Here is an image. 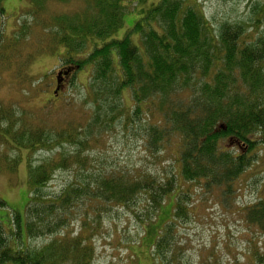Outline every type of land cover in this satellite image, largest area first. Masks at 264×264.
<instances>
[{"label": "trees", "instance_id": "obj_1", "mask_svg": "<svg viewBox=\"0 0 264 264\" xmlns=\"http://www.w3.org/2000/svg\"><path fill=\"white\" fill-rule=\"evenodd\" d=\"M48 1L53 0H31L36 21L27 23L28 31L22 28L21 36L25 40L34 26L39 27L64 48L67 56L60 61L66 68L94 66L93 118L85 127L30 128L15 137L13 125L3 128L5 132L0 128V136L9 143L11 135L18 143L23 138L34 150L56 151L30 167L32 194L29 199L28 193L26 212L0 200V206L11 209L7 217L0 216V264H92L97 223L88 217L76 235L63 229L77 205L87 204L98 220L110 204L127 206L143 196L150 227L177 192L174 214L164 221L153 249L161 264H184L178 257L183 240L177 234L179 222L191 215V192L177 191L180 179L223 187L231 195L236 181L256 161V148L264 144V37L250 36L239 22H225L212 31L197 0H161L142 9L131 29L142 37L141 50L129 35L104 41L123 25L127 0H85L82 8L69 14L42 19ZM139 1L145 6L146 0ZM87 47L91 51L84 57L81 53ZM127 88L135 101V115H147L144 140L150 154L166 156L171 143H179L176 172L161 177L143 167L108 173L88 168L92 161L87 151L93 139L102 137L100 128L118 117L122 121L134 116L132 106L117 103ZM0 109L1 127L13 113ZM64 143L73 148H60ZM62 168H73L74 178L58 195L43 194L41 189ZM246 218L264 232V197L248 208ZM57 229L59 236L41 248L24 242L25 235Z\"/></svg>", "mask_w": 264, "mask_h": 264}, {"label": "rangeland", "instance_id": "obj_2", "mask_svg": "<svg viewBox=\"0 0 264 264\" xmlns=\"http://www.w3.org/2000/svg\"><path fill=\"white\" fill-rule=\"evenodd\" d=\"M138 1L127 0L123 3L126 6L124 23L104 41L119 40L129 35L135 45L144 49L142 37L131 29L141 17L142 9L161 0H146L145 6ZM197 2L209 19L212 31H218L225 22H239L250 36L264 37V0ZM84 5L85 0L48 1L39 17L47 19L53 15L69 14ZM34 6L31 0H0V107L13 113L9 121H1L0 128L3 130L13 125L10 128L14 137L23 131L28 133L32 130L30 128L37 130L47 126L60 131L76 125L85 127L95 106L92 100L94 66L91 64L83 68L72 66L75 67L72 78L57 96L54 94L58 71L67 65L60 59H65L67 54L62 46L55 45L52 34L48 37L34 25L27 38L23 39L20 33L22 28L27 32V23L36 21L32 19L33 14L36 16L32 10ZM258 19L261 20L260 24ZM90 47L81 55L86 57L91 51ZM120 98L117 103L132 106L134 116L122 121L118 117L115 123H105L100 128L102 137L93 139L87 151L92 161L88 168L108 173L114 169L134 172L133 169L143 167L144 171L157 172L161 177L176 172L174 157L179 143L173 141L166 156L151 155L144 140V129L148 126L146 113L135 115L131 89L124 90ZM131 119L133 121L130 122ZM8 138L10 143L0 136V200L26 212L25 203L28 193L29 199L31 193L30 167L35 168L56 151L45 148L34 150L29 142H22L23 138L19 143L13 141L11 135ZM64 144L67 145L60 148H73L69 143ZM255 151L256 161L236 181V191L231 195L225 194L223 187H206L202 182L190 183L180 179L177 191L189 189L191 192V215L179 222L177 234V239L183 240L178 257L184 264L262 263L264 232L258 224L246 218L248 208L264 197V144ZM74 174L73 168L57 170L41 192L58 195L74 178ZM176 194L167 199L160 219L150 227L146 221L147 202L140 196L136 203L127 206L110 204L98 220L87 204L77 205L69 213L68 225L63 229L76 235L88 217L97 223L91 241L94 249L92 264H161L162 259L157 257L153 245L164 221L174 214ZM10 210L8 206H0V216L7 217ZM4 222L7 227L4 229H8V222ZM57 230L35 233L29 237L25 235L24 242L31 248H41L59 236L60 230Z\"/></svg>", "mask_w": 264, "mask_h": 264}, {"label": "water", "instance_id": "obj_3", "mask_svg": "<svg viewBox=\"0 0 264 264\" xmlns=\"http://www.w3.org/2000/svg\"><path fill=\"white\" fill-rule=\"evenodd\" d=\"M79 66L77 65L76 66V68H78ZM75 67H72V66H70V67H67L66 69H65V71H59V73L57 74V87H56V89H55V91H54V94L57 96L58 94H59V92L60 91H62L63 89H64V86L63 85H61L62 84V81H63V79L61 78V76L62 75H69L71 72H72V70L74 69Z\"/></svg>", "mask_w": 264, "mask_h": 264}, {"label": "flooded vegetation", "instance_id": "obj_4", "mask_svg": "<svg viewBox=\"0 0 264 264\" xmlns=\"http://www.w3.org/2000/svg\"><path fill=\"white\" fill-rule=\"evenodd\" d=\"M64 67L66 68V66H62V67L59 69V71H62V70L65 71ZM59 71H58V72H59ZM73 73H74V72L70 73L69 75H62L61 78L63 79V81H62V84H61V85L65 86V85L67 84V82L72 78Z\"/></svg>", "mask_w": 264, "mask_h": 264}]
</instances>
